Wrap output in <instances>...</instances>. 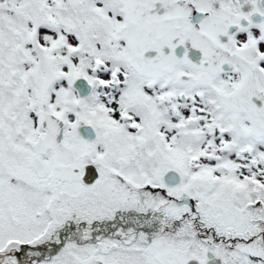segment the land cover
I'll list each match as a JSON object with an SVG mask.
<instances>
[{
  "label": "snow or ice",
  "instance_id": "1",
  "mask_svg": "<svg viewBox=\"0 0 264 264\" xmlns=\"http://www.w3.org/2000/svg\"><path fill=\"white\" fill-rule=\"evenodd\" d=\"M0 264H264V0H0Z\"/></svg>",
  "mask_w": 264,
  "mask_h": 264
}]
</instances>
